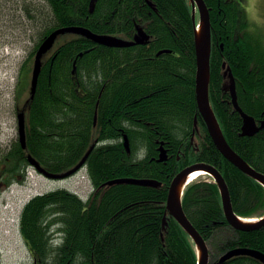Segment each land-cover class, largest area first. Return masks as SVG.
I'll list each match as a JSON object with an SVG mask.
<instances>
[{
	"label": "trees",
	"instance_id": "16d2710c",
	"mask_svg": "<svg viewBox=\"0 0 264 264\" xmlns=\"http://www.w3.org/2000/svg\"><path fill=\"white\" fill-rule=\"evenodd\" d=\"M42 1L49 7L48 12L39 9L44 26L34 56L52 30L64 26L126 34L127 39L142 27L152 39L148 44L110 47L76 35L45 55L36 93L25 101L27 147L16 143L0 160L5 166L0 175L7 185L24 182L31 166L28 154L49 172L62 173L95 144L86 163L93 191L84 200L67 188H56L26 203L20 230L33 264H198L194 242L167 211L174 176L195 162L216 166L229 186L235 212L242 217L256 216L264 208V197L261 184L216 147L199 114L190 1L99 0L93 12L91 0ZM205 1L212 28L223 37L225 47L224 55L220 50L215 53L216 47L211 53V104L233 149L264 171V129L241 135L243 118L231 102L223 68L225 60H231L227 63L234 66L230 65L239 103L258 120L264 111V46L235 35L239 17L235 2ZM28 5L25 1L30 14ZM160 49L173 53L157 56ZM31 71L32 67L28 74ZM23 74L19 94L30 83L25 68ZM195 120L200 135L193 143ZM162 142L168 153L165 161L159 160ZM123 177L158 183L107 184ZM182 201L209 244L211 264H218L232 242L260 247L263 230L244 232L229 225L215 181L190 182Z\"/></svg>",
	"mask_w": 264,
	"mask_h": 264
},
{
	"label": "water",
	"instance_id": "95a60500",
	"mask_svg": "<svg viewBox=\"0 0 264 264\" xmlns=\"http://www.w3.org/2000/svg\"><path fill=\"white\" fill-rule=\"evenodd\" d=\"M98 0L90 1V12H93L95 9L96 2ZM192 4V19L194 23V40L196 48V97L198 108L204 121L206 123L208 132L212 137L216 147L220 152L228 159L232 164L237 166L243 172L248 174L250 177L254 178L258 182L264 185V174L254 169L239 153H237L233 147L227 141L222 127L219 123V120L215 114V111L212 107L210 101V77H211V17L209 8L205 0H189ZM197 8H198V17H197ZM199 23H198V21ZM75 34L86 37L93 40L94 42L110 47H128L135 44L146 43L150 39V35L142 28L138 27L137 32L132 39L122 38L118 35L113 34H100L92 31L88 27L80 25L64 26L58 27L42 41L39 45L32 65V71L30 76V83L28 89H30L29 95L30 98H33L37 85L39 75L43 65V59L45 55L52 50L57 39L61 35L65 34ZM161 51L159 53H162ZM82 55V53H80ZM223 67L225 69L224 76L227 78L226 89L230 90L232 103L234 109L238 111L243 118L242 133L241 135H254L261 128L264 127V121L259 125L254 116L248 114L240 105L236 90V81L232 69L230 66L227 67L226 62H224ZM26 104V102H25ZM25 104L23 107H18L17 117H18V133L19 141L22 144L23 148L27 147L26 142V110ZM95 124L97 122V112L95 114ZM197 124V121H196ZM125 146L129 149V139L128 136H125ZM95 144H93L81 161L75 165L73 168L62 172V173H53L45 169L41 163L33 157L32 154H28V160L30 164L40 173L45 175L48 178L52 179H65L71 177L78 173L81 169L84 168L87 159L89 158L91 152L93 151ZM168 159V153L165 149L163 142L160 146V161H165ZM204 170L205 173L210 175L215 183L219 187V191L222 198L223 209L229 224L237 230L241 231H250L254 229H259L264 226V218L259 221H247L248 218H244L238 215L233 207L232 197L230 193L229 186L226 182V179L222 172L214 165L206 162H195L184 169L180 170L172 179L169 186L168 198H167V211L171 214L177 222L182 226V228L188 233L192 241L195 244V248L198 255V264H210V251L206 239L195 227L192 221L187 216L184 207H183V194L187 184L190 182V176L195 171ZM134 183L140 185H154L158 182L145 179V178H134V177H123L115 178L107 182L111 185L114 183ZM164 223L167 225V215L164 217ZM233 255H249L256 259H259L264 262V253L260 250L248 247H240L231 251L225 252L219 263L226 262Z\"/></svg>",
	"mask_w": 264,
	"mask_h": 264
},
{
	"label": "rangeland",
	"instance_id": "374dc122",
	"mask_svg": "<svg viewBox=\"0 0 264 264\" xmlns=\"http://www.w3.org/2000/svg\"><path fill=\"white\" fill-rule=\"evenodd\" d=\"M25 1L29 2L30 14L24 9ZM48 7L42 0H0V160L19 142L17 108L23 107L30 89L27 86L19 94L18 85L20 78L25 76L22 75L23 68L26 76L31 70L34 61L32 53L44 26L39 9L48 12ZM248 14L252 21L250 27L259 29L264 35V10L259 8ZM75 36L72 33L61 35L51 51L65 39ZM118 36L128 37L126 34ZM226 64L227 67L230 66ZM29 76L31 75L28 74V78ZM4 167L0 164V172ZM199 179L210 180L211 177L203 175L195 180ZM56 188H67L84 200H87L93 191L86 167L71 177L52 179L39 173L32 166L26 168L24 182L15 180L1 190L0 264H33L30 249L19 232L18 216L31 198Z\"/></svg>",
	"mask_w": 264,
	"mask_h": 264
},
{
	"label": "flooded vegetation",
	"instance_id": "af4514ba",
	"mask_svg": "<svg viewBox=\"0 0 264 264\" xmlns=\"http://www.w3.org/2000/svg\"><path fill=\"white\" fill-rule=\"evenodd\" d=\"M228 1L235 2L236 6H237V10H238V16L239 17H238V23L235 25V29H234L235 35H240L243 38H245V41L248 44H251V45L255 44V46L256 45H263L264 46V35L261 33V31L259 29L256 30L255 27H253V28L250 27L252 21H251V18L249 16V14H248V12H254L255 9H259L260 8V9L264 10V0H262L260 2H259V0H228ZM206 4H207V2H206ZM210 17H211V14H210ZM135 34H136V32L134 33L133 38H134ZM150 39H152L151 36H150ZM150 39L146 43H140V44H148V43L151 42ZM222 39H223V37L218 34V31L216 32L215 28L214 27L212 28V18H211V53H212L213 47H216V48H218V50L215 49V53L218 54V52L220 50V55H224L223 51L225 50V47H224V42L222 41ZM218 45H219V47H218ZM161 51H164V52L159 53ZM165 53L172 54L173 51L171 49H160L157 52L156 55L159 56V55L165 54ZM225 61L226 62H228V61L231 62V60H228V61L225 60ZM230 65L232 67H234L232 63H230ZM196 69H197V67H196ZM195 92H196V84H195ZM230 99L232 101V97H230ZM196 101H197V97H196ZM197 106H198V103H197ZM198 110H199V108H198ZM199 114L202 117V114L200 113V110H199ZM196 121L197 120H195L196 129L193 130L192 137H191L193 143L196 140L197 134H198V136L200 135L199 134L200 129L197 128ZM262 121H264V111L261 114L260 118L257 120V123L260 125L262 123ZM261 129H264V127L261 128ZM239 170H241V169H239ZM259 172L264 174V171H259ZM246 175H248V174H246ZM260 184L262 186L261 193H262V195L264 197V185L262 183H260ZM6 186H7L6 182L4 181L3 177L0 175V192ZM255 214H256V216L257 215L260 216L259 219H262L264 217V208L263 207L259 208L258 212L255 213ZM232 228L235 229L234 227H232ZM235 230H237V229H235ZM259 230L260 231L263 230L262 232H264V226L260 227L259 229H254V230L244 231V232H252V231H259ZM239 231H241V230H239ZM19 232L21 233L20 229H19ZM240 247L251 248L250 246H247V245H236L234 242H232L231 245H230V248L227 251H231V250H234V249H237V248H240ZM254 249H256V248H254ZM258 250H260L261 252L264 253V239L262 240L261 245L258 248ZM221 256L218 258L219 260H220ZM219 260L217 262L218 264H264L263 261H261L259 259H256V258H254L252 256H249V255H233L229 259H227L226 262H224V263H219ZM0 263H1V259H0Z\"/></svg>",
	"mask_w": 264,
	"mask_h": 264
},
{
	"label": "bare ground",
	"instance_id": "6f19581e",
	"mask_svg": "<svg viewBox=\"0 0 264 264\" xmlns=\"http://www.w3.org/2000/svg\"><path fill=\"white\" fill-rule=\"evenodd\" d=\"M99 1V0H98ZM97 1V2H98ZM97 2H96V4H97ZM95 7H96V5H95ZM108 34V33H107ZM151 34V33H150ZM79 55V54H78ZM81 56V55H80ZM213 67V66H212ZM75 76V75H74ZM212 76V75H211ZM238 95V94H237ZM242 106V105H241ZM230 144V143H229ZM98 147V146H97ZM237 152V151H236ZM88 160V159H87ZM87 163V162H86ZM86 163H85V165H84V167H86ZM250 164V163H249ZM89 171V170H88ZM202 175H206V173H205V171L204 170H198V171H195L193 174H191V176H190V182L192 181V180H195L197 177H199V176H202ZM53 204V203H52ZM59 206V205H58ZM47 210V209H46ZM61 212V211H60ZM51 213V212H50ZM24 215V214H23ZM59 220V219H58ZM256 220V218H252V219H249V220H247V221H255ZM48 222V221H47ZM41 224V223H40ZM57 229V228H56ZM23 233V232H22ZM61 245V244H60Z\"/></svg>",
	"mask_w": 264,
	"mask_h": 264
}]
</instances>
